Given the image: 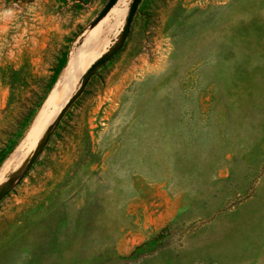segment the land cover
<instances>
[{
  "label": "rangeland",
  "instance_id": "obj_1",
  "mask_svg": "<svg viewBox=\"0 0 264 264\" xmlns=\"http://www.w3.org/2000/svg\"><path fill=\"white\" fill-rule=\"evenodd\" d=\"M107 1L0 0L2 180L69 94L0 184V264H264V0H141L78 94Z\"/></svg>",
  "mask_w": 264,
  "mask_h": 264
},
{
  "label": "bare ground",
  "instance_id": "obj_2",
  "mask_svg": "<svg viewBox=\"0 0 264 264\" xmlns=\"http://www.w3.org/2000/svg\"><path fill=\"white\" fill-rule=\"evenodd\" d=\"M117 10V9H116ZM123 10V9H122ZM119 10L118 11V16L120 18H123L124 15H125V10ZM102 19H101V23L98 22L96 24V26H94L93 28H91L89 30V32L86 34L85 36V39L83 40V43L81 44L79 50H77V52L74 53L73 57H72V62L69 64V67L67 69V71L65 72V77H67L68 79V76H70L74 70H77L75 68V65H78L76 60L79 58L81 59L80 57H78V53L81 51L80 54H82L83 50H84V47L85 46H98V47H104L107 43H108V35L110 33V30L109 28H104L103 27V24H102ZM100 23V24H99ZM119 25V24H118ZM113 32V31H112ZM110 36V35H109ZM86 49V48H85ZM85 51V50H84ZM102 51H103V48H102ZM102 51H99V50H96L93 52V55H90L91 57L88 59V61L86 62V66H89V64L102 52ZM84 55V54H83ZM79 59L77 61H79ZM80 62V61H79ZM78 62V63H79ZM64 74V73H63ZM74 75V74H73ZM75 77V75L73 76V78ZM64 78V77H63ZM69 79H71V77H69ZM69 81V80H68ZM67 81V82H68ZM61 82V81H60ZM62 83V82H61ZM59 85V84H58ZM66 86V85H65ZM54 91V90H53ZM59 91V90H58ZM57 94V93H56ZM52 95V94H51ZM56 96V95H55ZM49 97V96H48ZM68 97H69V94H68ZM64 98L61 103H57V106H54V109L51 110L52 108V103L55 99V97L53 96H50L46 102L44 103L43 107H42V110L40 111L39 115L37 116V118L35 119V131L33 133V135L31 136L30 139L26 140L21 146H20V149H22L23 147H26L28 146V150L27 152L22 153V155H20L21 157H18L17 158H20V161L18 163V165H16V167L14 168L13 167V170L14 172L12 173V175L8 178V179H5V180H2L0 178V184L3 183L6 184V185H13L17 179L19 178V176L24 172V169L26 167V163H27V160H28V157L31 153V151L34 149H36L37 146H39L42 141H44V137L45 135L48 133L49 129L54 125L55 123V120L57 119V117H59V112H60V109L62 108V106L64 105V103L67 101V98ZM69 101V100H68ZM67 104V103H66ZM56 107V108H55ZM61 114V113H60ZM33 125V127H35ZM26 150V149H25ZM19 151H22V150H19ZM19 153V152H18ZM17 153V154H18ZM20 154V153H19ZM17 160V159H16ZM12 170V171H13ZM2 172V171H1ZM7 178V177H6ZM1 186V185H0ZM8 188V187H7Z\"/></svg>",
  "mask_w": 264,
  "mask_h": 264
},
{
  "label": "water",
  "instance_id": "obj_3",
  "mask_svg": "<svg viewBox=\"0 0 264 264\" xmlns=\"http://www.w3.org/2000/svg\"><path fill=\"white\" fill-rule=\"evenodd\" d=\"M117 0H108L107 3L104 5L103 9L101 10L100 14L98 15L97 17V20L100 19L101 17H103L111 8L112 6L116 3ZM141 0H132L131 2V5L129 7V11H128V14H127V17H126V21H125V25H124V28H123V31L121 33V36H120V39L119 41L117 42V44L107 53V54H104L102 55L100 58H98L90 67L89 69L87 70L86 74L84 75L83 77V80H82V83H81V86H80V89L78 91V94H80L81 92H83L86 84L88 83V80L90 79V76H91V73L99 66L105 64L108 60H110L120 49L121 47L123 46L124 44V41L126 40V37L129 33V30H130V26H131V23H132V20H133V17H134V14L137 10V7L139 5ZM71 101L68 103L70 104ZM63 113V110L60 114V116L62 115ZM59 116V117H60ZM59 119V118H58ZM57 119V120H58ZM57 122V121H56ZM55 122V124H56ZM54 124V125H55ZM47 138V136H46ZM45 138V140H46ZM44 140V142H45ZM43 143H41L39 145V147L37 148V150L31 155L30 159L28 160V163H27V166L25 168V171L29 168V166L32 164V162L34 161L37 153L39 152V150L42 148L43 146ZM24 171V172H25ZM23 174H21L22 176ZM20 176V177H21ZM19 177V179H20ZM7 191L8 189H1L0 190V200L7 194Z\"/></svg>",
  "mask_w": 264,
  "mask_h": 264
},
{
  "label": "trees",
  "instance_id": "obj_4",
  "mask_svg": "<svg viewBox=\"0 0 264 264\" xmlns=\"http://www.w3.org/2000/svg\"><path fill=\"white\" fill-rule=\"evenodd\" d=\"M141 2V1H140ZM137 9H138V7H137ZM137 11V10H136ZM136 13V12H135ZM135 15V14H134Z\"/></svg>",
  "mask_w": 264,
  "mask_h": 264
}]
</instances>
